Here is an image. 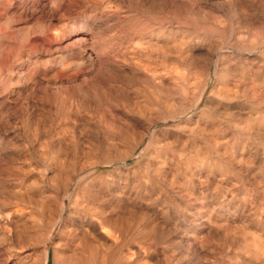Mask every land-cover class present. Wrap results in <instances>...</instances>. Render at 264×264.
Segmentation results:
<instances>
[{
    "label": "rangeland",
    "instance_id": "1",
    "mask_svg": "<svg viewBox=\"0 0 264 264\" xmlns=\"http://www.w3.org/2000/svg\"><path fill=\"white\" fill-rule=\"evenodd\" d=\"M9 2L3 5V13L0 10L3 16L0 15V22L7 21L8 32L13 38L10 37L11 39L7 41L9 46L12 45V50L10 47L0 55L2 61H7L3 64L2 86H0L2 93L0 98L5 100V104L7 103V105L4 103L0 105V118L2 119L0 139L9 143L7 149L11 148L2 153L5 155L2 159L5 160L7 156L8 158L5 161L0 158V169L8 173H10L9 169L14 172L29 171L35 174L45 171L44 180L40 182L41 184L39 183L43 188L47 186L46 184L52 183V177L60 169L61 157L65 153L77 161H83L89 157L88 162L92 165H99L101 159L99 152L95 150L99 151L107 147L109 143L122 150L123 143L116 134L117 128L124 124L126 119L131 118L133 114L131 107L134 102L138 103L139 100L147 97L146 92L150 94L148 99H151L153 95L161 94L156 96L158 98L165 96L175 102L181 101L185 109L190 108V111H185L188 114L184 120L195 119L198 116L206 120L205 116H202V112L206 111L204 109H207L204 105L211 106V108L214 105L219 84L223 78L222 72L224 71L223 74L226 72L225 64L233 66L232 62H235L234 66L244 67L246 88L248 87L246 90L248 92L249 89L248 94H252L251 87L257 90V102L252 95L248 98L250 95L247 92L246 99L243 98L240 92L238 97L241 99H235L236 101L232 102L228 110L219 109L220 112L223 111L222 113L233 117L223 115V118H220L221 131L219 130L218 133H210L214 132L213 130L206 131L207 133L204 132L200 136L188 134V130L176 133L182 142L181 146H178V149L182 151L175 160L179 166V172L173 170L175 166L172 164L169 166L170 170H166L167 173L154 176L155 182L149 185L150 187L143 182L140 185L136 184L134 191L128 195L127 193L117 194V187L114 186L116 174L109 173L115 171V166L102 167L98 172L107 174L106 177L96 179L91 183V191L95 196L89 206L99 207L103 212L107 211L106 215L119 216V222L123 221L122 223L130 226V231L127 233L116 234L115 242L122 245L120 249L124 252L128 251V256H133L132 259L138 264H213L214 262V264L216 262L217 264H264V252L262 254L257 245L262 242L261 239L263 242L260 244L264 243V125L262 124L264 123V105L261 103L264 102V93H262L264 92V0H10ZM82 37L89 44L99 45H92L93 51L90 46H87L91 57H96L95 65L89 66L81 63L84 58L82 53L84 46L78 39ZM239 45L241 47H238ZM243 45L245 48L242 47ZM238 51L242 55L238 56L240 59L237 61ZM5 53L8 56L3 59ZM222 57L226 59L220 60ZM251 63L253 66L248 65ZM100 64L106 66L103 67ZM256 66L260 68V72H256L258 69ZM251 67L254 69L252 70ZM32 69H35L33 71L35 73L31 72ZM28 72L29 75L32 74L31 77ZM7 82H10L9 87ZM256 83L263 85L259 84L258 87ZM157 84L161 86L157 87ZM5 88L6 90L8 88L7 92ZM155 90H157L156 93L153 92ZM180 92L181 95H179ZM200 92L203 94L202 104L194 109L192 108L194 100L201 94ZM30 97L35 103L31 102ZM243 110L247 111L246 114ZM226 111L229 113L227 114ZM239 116L242 118L240 119ZM44 117L46 120L43 119ZM6 120L10 121L6 122ZM34 120H38L36 124L39 125V133L33 131L31 127ZM239 120H246L252 126L246 124L248 126L244 130V126L236 124L238 126L236 128L237 126L232 123H237V121L239 123ZM39 121L44 122L51 130L48 126L43 129L44 127L41 126L44 125ZM110 124L111 127H109ZM241 128L243 129L240 130ZM225 139L226 142H224ZM183 144L185 148H182ZM139 151L140 148L136 153ZM148 158L147 155L140 159L131 157L121 170L132 169L138 163L139 168L136 167L133 175L135 178L143 176L146 173H144L146 171L144 165ZM206 158L213 162L212 168L205 165L207 164ZM115 160L113 159L114 162L118 161L117 158ZM148 174L153 175L152 171ZM190 185L193 187L190 188ZM178 189L182 192L176 191ZM182 193H186V196L190 194V196L186 197ZM157 194L160 197L159 200H152L146 204L148 196L153 199L158 196ZM205 206L208 207L205 208ZM108 210L111 211L108 212ZM188 211L191 212L188 213ZM158 217L161 219L159 220ZM150 220H153V223ZM152 226L155 230H152ZM142 228L145 230L143 233L140 232ZM167 230L169 232L166 233ZM160 234L163 236L161 237ZM101 235L102 237L104 235L103 238L101 237L103 240L106 239L107 244L105 241L102 243L106 244L104 247L108 250L109 237L105 234ZM57 245L56 248L51 247L49 250L47 264H69L62 256L59 257L62 248L59 245L62 243ZM184 246L185 248H181ZM17 250L23 252L22 249ZM255 251L259 253L256 254ZM253 252L255 255L252 254ZM258 255L262 256L261 259Z\"/></svg>",
    "mask_w": 264,
    "mask_h": 264
},
{
    "label": "bare ground",
    "instance_id": "2",
    "mask_svg": "<svg viewBox=\"0 0 264 264\" xmlns=\"http://www.w3.org/2000/svg\"><path fill=\"white\" fill-rule=\"evenodd\" d=\"M10 1V0H9ZM6 0H0V10L4 9L3 5H5L6 2H9ZM10 3V2H9ZM6 11V10H5ZM3 13V12H2ZM5 13V12H4ZM1 15V14H0ZM2 16V15H1ZM6 16V15H5ZM3 17V16H2ZM9 18V17H8ZM18 18V17H17ZM6 19V18H5ZM10 19V18H9ZM16 19V18H15ZM19 19V18H18ZM21 19V18H20ZM2 20V19H1ZM14 20V18H13ZM11 21V19H10ZM17 21V20H16ZM9 23V22H8ZM12 23V22H11ZM11 26V25H10ZM10 28V27H9ZM17 28V27H16ZM14 29V28H13ZM20 29V28H19ZM47 30V29H46ZM14 31V30H13ZM50 31V30H48ZM8 32V26H7V21L5 22H0V55H2L5 51L9 50V48L12 45H8V39H11L12 37ZM11 37V38H10ZM242 37V35H241ZM13 39V38H12ZM20 39V38H18ZM15 40V38H14ZM239 40V38H238ZM241 40V39H240ZM11 41V40H10ZM16 41V40H15ZM79 42H82V53H83V60L81 61L82 64H87L89 66L95 65V58H92L90 53H88V47L90 46L91 51H93L94 47L93 46H99L98 44L93 45L89 44L86 39L79 38ZM236 41V40H235ZM238 43L240 41H237ZM93 43V42H92ZM32 44V43H31ZM231 44V43H230ZM18 45V44H17ZM93 45V46H92ZM233 45V43H232ZM237 46V43L235 44ZM242 45V44H241ZM250 45V44H249ZM14 46V45H13ZM229 46V45H228ZM253 46V45H252ZM259 46V45H258ZM238 47H241L240 45ZM237 47V48H238ZM243 48L244 45L242 46ZM96 48V47H95ZM225 48V47H224ZM223 48V49H224ZM227 48V47H226ZM255 48V47H254ZM221 49V48H220ZM228 49V48H227ZM250 49V48H248ZM12 50V47H11ZM103 50V49H102ZM229 50V49H228ZM241 50V49H240ZM256 51L255 49H253ZM81 52V49L79 50ZM99 51V50H97ZM217 51V50H216ZM235 51V50H234ZM247 51V50H246ZM244 51V52H246ZM10 52V51H9ZM17 52V51H16ZM102 52V51H100ZM99 52V53H100ZM249 52V51H248ZM251 52V49H250ZM249 52V53H250ZM105 53V52H104ZM103 53V54H104ZM221 53V52H220ZM235 53V52H234ZM258 53V52H257ZM98 54V53H97ZM101 54V53H100ZM232 54V53H231ZM237 61L240 59L242 54L240 51L237 53ZM221 55V54H220ZM230 55V54H229ZM233 55V54H232ZM6 56L8 54L5 53V57L3 59H6ZM102 56V55H101ZM217 56V55H216ZM223 56V55H222ZM1 57V56H0ZM99 57V56H98ZM220 57V56H219ZM244 57V56H243ZM252 57V56H251ZM81 58V57H80ZM218 58V57H217ZM216 58V60H217ZM231 58V57H230ZM229 58V59H230ZM246 58V57H245ZM219 59V58H218ZM226 59L225 58H221ZM242 59V58H241ZM10 60V59H9ZM249 60V59H248ZM4 61V60H3ZM2 59L0 58V86H2V71L4 70L3 64L7 62L6 60L3 63ZM219 61V60H217ZM231 61V60H230ZM235 61V60H234ZM241 61V60H240ZM239 61V62H240ZM254 61V60H252ZM98 62V61H97ZM217 63L216 61H214ZM220 62V61H219ZM225 61H223L224 63ZM245 62V61H243ZM99 63V62H98ZM102 63V62H101ZM222 63V62H221ZM220 63V65H221ZM235 64V62H232ZM246 63V62H245ZM253 63V62H252ZM251 63L248 64L249 66H253ZM80 64V63H79ZM228 64V63H227ZM230 64V63H229ZM232 66L231 65H226V72L223 74V69L222 71V76L220 81V87L218 88L219 90L217 91V95L215 97V103L214 105L208 108L207 105H204V109L206 111L202 112V116H205L206 120H203L202 117L198 116L195 119L189 118L187 120H184L185 116H187L186 110L190 111L189 109H185L182 106V103L180 102H175L174 100H170L168 98L163 97H157L156 95H161V94H156L155 96L151 97V99H148L150 94L146 92L147 97H142V100H139L138 103L133 104V108L131 111L133 112L131 118L126 119V122L119 126L117 128V135L119 140L123 143V149L120 150L119 147L115 146L114 144H110L97 151V153L100 156L101 162L99 165H92L90 162H88V158L83 159V161H77L73 157H69L66 153L62 155V161H61V166L58 172L52 177V183L51 184H46L47 186L41 187L40 184L44 180V172L43 173H33V172H14L13 170L9 169L10 173L6 172L5 170L0 169V264H47L48 261V256H49V250L51 247L58 246L59 245L62 248L60 249V258L61 256L63 259L68 262L69 264L74 263V264H138L136 260H133L132 257L128 256V251H123L120 248H122V245H118L115 242V236L116 234L130 231V226L127 223H122L119 222L118 217H114L112 215H106L103 210H100L98 208H91L89 203L93 200L94 198V193H92L91 188L92 185L91 183L96 180V179H101L103 178L106 174L102 172H98L99 169L102 167H106L109 165L115 166L114 172H109L112 174H116V183L115 187L117 194H128L130 195L131 192L134 191V188L136 187V184H141L142 182L145 183L146 185H152L155 181L154 176H158L164 173H167L166 170L169 169V166L172 164L175 166L173 170L175 169V172H179V166L178 164L175 163L176 156H178L179 152L182 151L180 148L178 149V146L182 142L180 141V136L176 133L179 131L185 130L188 134L191 135H199L203 134L204 132L207 133L206 131L213 130L214 132L210 133H218L221 125L219 122L221 121V117H227L229 112L226 111V114L222 113L219 111L220 108L223 110H228L232 106V102L236 101L237 98L238 100L241 99L238 97V94H243V98L246 99V77H245V70L242 65H238L237 62L236 64L238 66ZM256 64V62H254ZM7 65V64H6ZM101 65V64H100ZM103 65V64H102ZM101 65V66H102ZM218 65V64H215ZM214 65V66H215ZM218 65L219 67H221ZM263 65V64H262ZM106 65H103L105 67ZM87 67V66H86ZM102 67V68H103ZM257 67V66H256ZM264 67V66H263ZM246 68V67H245ZM252 68V67H251ZM258 68V67H257ZM8 69V68H7ZM217 69V68H216ZM249 69V68H248ZM254 68H252L253 70ZM258 68L256 72H260ZM262 69V68H261ZM264 69V68H263ZM35 69H32L31 72H33ZM251 70V71H252ZM12 71V70H11ZM250 71V70H249ZM215 72V71H214ZM255 72V70H254ZM255 72V73H256ZM13 73V72H12ZM35 73V72H33ZM262 73V72H261ZM8 74V73H7ZM210 74V73H209ZM216 74V72H215ZM221 74V73H218ZM248 74V73H247ZM29 75V72H28ZM32 75V74H30ZM29 75V76H30ZM214 75V73H213ZM140 76V75H139ZM150 76V75H149ZM205 76V75H204ZM216 76V75H214ZM218 76V75H217ZM221 76V75H220ZM250 76V75H249ZM256 76V75H255ZM5 77V76H4ZM11 77V76H10ZM31 77V76H30ZM34 77V75H33ZM32 77V78H33ZM148 77V76H147ZM7 78V76H6ZM5 78V79H6ZM12 78V77H11ZM10 78V79H11ZM141 78V77H140ZM139 78V79H140ZM144 78V76H143ZM142 78V79H143ZM153 78V77H152ZM208 78V77H207ZM206 78V79H207ZM9 79V78H8ZM29 79V78H28ZM134 79V78H133ZM137 80V78H135ZM138 79V80H139ZM248 79V78H247ZM250 79V78H249ZM7 80V79H6ZM31 80V79H30ZM34 80V79H33ZM155 80V79H154ZM217 80V79H216ZM140 81V80H139ZM142 81V80H141ZM149 81V80H148ZM152 81V80H151ZM206 81V80H205ZM249 81V80H248ZM260 81V80H259ZM144 82V79H143ZM147 82V80H145ZM181 82V81H180ZM179 82V83H180ZM10 83V82H9ZM7 82V85L9 84ZM154 84L156 82H153ZM159 83V82H158ZM184 83V82H183ZM217 83V82H216ZM263 83V82H262ZM262 83H256V85L259 84L263 85ZM6 85V81L4 82ZM3 84V85H4ZM182 84V83H181ZM11 85V84H10ZM180 85V84H179ZM183 85V84H182ZM249 85V83H248ZM255 85V84H254ZM161 86L157 84V87ZM5 87V86H4ZM7 87V86H6ZM9 87V85H8ZM164 87V86H163ZM180 87V86H179ZM178 87V88H179ZM251 87V86H250ZM257 87V89H258ZM2 88V87H1ZM185 88V87H184ZM206 88V87H205ZM251 93L248 94L249 89L247 94L250 95L248 96L253 98H256L257 102V90L254 87H251ZM261 89V88H260ZM3 90V89H2ZM6 90V88H5ZM8 90V88H7ZM6 90V92H7ZM165 90V89H164ZM259 90V89H258ZM262 90V89H261ZM152 91V90H151ZM157 90L153 91L156 93ZM163 91V90H162ZM182 91V87H181ZM214 91V90H213ZM4 92V91H3ZM164 92V91H163ZM185 93V91H183ZM204 92V91H203ZM260 92V90H259ZM5 93V92H4ZM104 93V92H103ZM134 93V92H133ZM142 93V92H141ZM158 93V92H157ZM160 93V92H159ZM165 93V92H164ZM197 93V92H196ZM201 93V92H200ZM214 93V92H212ZM264 93V92H262ZM262 93H260L262 95ZM2 93L0 92V95ZM9 94V93H8ZM106 94V93H105ZM145 94V93H144ZM30 95V94H29ZM110 95V94H109ZM165 95V94H164ZM169 95V94H168ZM167 95V96H168ZM181 95V92L179 93ZM2 96V95H1ZM4 96V95H3ZM8 96V95H7ZM6 96V97H7ZM126 96V95H125ZM143 96V95H142ZM186 96V95H185ZM196 96V95H195ZM210 96V95H209ZM263 96V95H262ZM117 97V96H116ZM137 97V96H136ZM169 97V96H168ZM31 98V97H30ZM120 98V97H119ZM140 98V96L138 97ZM196 97H194L195 99ZM242 98V99H243ZM252 98V100H254ZM261 98V97H259ZM264 98V97H263ZM1 99V98H0ZM6 99V98H5ZM236 99V100H235ZM31 102L34 100L31 98ZM33 100V101H32ZM203 100V94H199L194 100V105L192 108L196 109L199 108L202 104ZM212 100V99H211ZM248 100V99H247ZM244 100V101H247ZM250 100V99H249ZM261 100V99H260ZM263 100V99H262ZM134 101V100H133ZM187 101V100H186ZM264 101V100H263ZM61 102V101H60ZM185 102V101H184ZM210 102V101H209ZM5 104V100L2 98L0 101L1 104ZM35 103V102H33ZM245 103V102H244ZM253 103V102H251ZM264 105V102H261ZM255 104V103H254ZM7 105V103L5 104ZM65 105V104H64ZM131 106V104H129ZM186 105V104H185ZM238 105V104H237ZM262 105V104H261ZM260 105V106H261ZM33 106V105H31ZM35 106H38L35 104ZM34 106V107H35ZM252 106V105H251ZM7 107V106H6ZM33 107V108H34ZM65 107V106H64ZM188 107V106H187ZM241 107V106H240ZM248 107V106H247ZM1 108H3L1 106ZM32 108V107H31ZM38 108V107H36ZM126 108V107H125ZM242 108V107H241ZM62 109V108H61ZM64 109V108H63ZM240 109V108H239ZM263 109V108H262ZM30 110V109H29ZM127 110V109H126ZM238 110V109H237ZM247 110V109H246ZM261 110V109H260ZM28 111V108H27ZM31 111V110H30ZM130 111V110H129ZM130 111V112H131ZM240 111V110H239ZM244 111V110H243ZM6 112V111H5ZM33 112V111H32ZM31 112V113H32ZM36 112V110H35ZM41 112V111H40ZM225 112V111H224ZM247 111H244L246 114ZM253 112V111H252ZM255 112V111H254ZM262 112V111H261ZM260 112V113H261ZM4 113V111L2 112ZM243 113V112H242ZM33 114V113H32ZM36 114V113H35ZM43 115V113L41 112ZM235 114V113H233ZM259 113H257L258 115ZM28 115V114H27ZM239 115V114H238ZM244 115V114H243ZM40 116V115H39ZM233 117L232 115H229ZM242 116V114H241ZM252 116V115H251ZM2 117V116H1ZM28 117V116H27ZM46 117V116H45ZM43 118L46 120V118ZM243 117V116H242ZM242 117L239 116L241 119ZM257 117V116H256ZM262 117V115H261ZM112 118V117H109ZM247 118V116L245 117ZM253 118V117H252ZM260 118V116H259ZM264 118V117H263ZM4 119V118H3ZM34 119V118H33ZM225 119V118H224ZM233 119V118H232ZM244 119V118H243ZM261 119V118H260ZM258 119V120H260ZM65 120V119H64ZM238 120V118H237ZM263 120V119H262ZM261 120V121H262ZM2 119L0 118V122ZM10 121V120H6ZM38 120H34L32 122L33 131L38 132ZM105 121V120H104ZM108 121V119L106 120ZM225 121V120H224ZM228 121V120H227ZM226 121V122H227ZM232 121V120H231ZM230 121V123H231ZM248 121V120H247ZM260 121V124H261ZM4 122V121H3ZM28 122V121H27ZM31 122V121H30ZM46 122V121H45ZM226 122H223V124ZM29 123V122H28ZM28 123L26 125H28ZM39 123H42L39 121ZM44 123V122H43ZM41 126L43 129H45V123ZM106 123V122H105ZM108 123V122H107ZM111 123V122H109ZM115 123V122H114ZM113 123V124H114ZM3 124V123H2ZM1 124V125H2ZM6 124V123H5ZM116 124V123H115ZM233 125L240 124L241 127L244 126V130H246L248 125H251L250 122H246V120H239V123H232ZM248 124V125H246ZM264 125V123H262ZM4 125V124H3ZM112 125L110 124L109 127ZM237 126V125H236ZM235 126V127H236ZM252 126V125H251ZM51 127V126H50ZM223 127V126H222ZM260 127V126H259ZM262 127V126H261ZM40 128V127H39ZM49 128V126H48ZM238 128V126L236 127ZM241 128L240 130H242ZM263 128V127H262ZM47 129V128H46ZM50 129V128H49ZM54 129V128H53ZM112 129V128H111ZM227 129V128H226ZM253 129V128H252ZM31 130V129H30ZM42 130V129H40ZM51 130V129H50ZM65 130V129H64ZM115 130V129H114ZM32 131V132H33ZM46 130H44L45 132ZM54 131V130H53ZM221 131V130H220ZM226 131V130H225ZM252 131V130H251ZM42 132V131H41ZM40 132V133H41ZM232 132V131H231ZM247 132V131H246ZM39 133V132H38ZM43 133V132H42ZM49 134V132H47ZM46 133V134H47ZM54 133V132H53ZM110 133V132H108ZM114 133V134H115ZM208 132V134H210ZM233 133V132H232ZM32 134V133H31ZM187 134V133H185ZM187 134V135H188ZM221 134V133H220ZM242 134V133H241ZM35 135V134H34ZM33 135V136H34ZM39 135V134H38ZM41 135V134H40ZM44 135V133H43ZM51 135V134H50ZM183 135V133H182ZM211 135V134H210ZM42 136V135H41ZM45 136V135H44ZM205 137V135H203ZM220 136V135H219ZM35 137V136H34ZM34 137H32L34 139ZM190 137V136H189ZM218 137V136H217ZM224 137V136H223ZM240 137V136H239ZM113 138V137H112ZM186 138V137H184ZM206 138V137H205ZM204 138V139H205ZM210 138V136H209ZM208 138V139H209ZM248 138V137H247ZM188 139V138H187ZM196 139V138H195ZM202 139V138H201ZM212 139V138H211ZM217 139V138H216ZM222 139V138H221ZM224 139V138H223ZM227 139V138H226ZM226 139L224 142H226ZM8 140V139H7ZM28 140V139H27ZM110 140V139H109ZM113 140V139H111ZM117 140V139H116ZM185 140V139H184ZM193 140V139H192ZM207 140V139H206ZM213 140V139H212ZM219 140V139H218ZM34 141V140H33ZM187 141V140H185ZM204 141V140H203ZM211 144L210 139L208 140ZM215 141V139H214ZM213 141V142H214ZM217 141V140H216ZM228 141V140H227ZM105 142V143H106ZM118 142V141H117ZM121 142H119L121 144ZM201 142V141H199ZM191 143V142H190ZM189 143V144H190ZM193 143V142H192ZM197 143V142H196ZM216 145L218 144L217 142H214ZM212 144V146L214 145ZM239 143V142H238ZM237 143V144H238ZM7 143L5 140L0 139V158L2 159L3 156L2 153H5V151L9 150L7 149ZM33 144V143H32ZM119 144V145H120ZM186 144V143H185ZM185 144H183L182 148H185ZM207 144V143H206ZM232 144V143H231ZM234 144V143H233ZM232 144V145H233ZM236 144V145H237ZM244 144V143H243ZM188 145V144H187ZM194 145V144H193ZM203 145V144H202ZM215 145V146H216ZM245 145V144H244ZM15 146V145H14ZM13 146V147H14ZM31 146V144H30ZM121 146V145H120ZM181 146V145H180ZM191 146V145H190ZM208 147V145H206ZM219 146V144L217 145ZM231 146V145H229ZM20 147V146H19ZM195 147V145H194ZM193 147V148H194ZM225 147V145H224ZM243 147V145H242ZM246 147V146H245ZM244 147V148H245ZM94 148V147H93ZM140 148V151L136 153L137 149ZM191 148V147H190ZM212 148V147H210ZM217 148V147H216ZM212 148V149H216ZM15 149V148H14ZM188 149V148H186ZM221 149V148H220ZM242 149V148H241ZM12 150V149H11ZM192 150V149H191ZM208 150V149H207ZM225 150V149H224ZM230 150V149H229ZM17 151V150H16ZM187 151V150H186ZM185 151V152H186ZM190 151V149H189ZM243 151V150H242ZM62 152V151H61ZM90 152V151H89ZM200 152V151H199ZM205 154V151H203ZM210 152V151H209ZM217 152V151H216ZM223 152V151H222ZM230 152V151H229ZM245 152V151H244ZM8 153V152H7ZM14 153V152H13ZM71 153V152H70ZM92 153V152H91ZM96 153V152H95ZM194 153H196L194 151ZM212 153V152H211ZM228 153V152H226ZM225 153V154H226ZM72 154V153H71ZM210 154V153H208ZM233 154V153H232ZM13 155V154H12ZM75 155V154H74ZM144 155L149 156L148 161L144 165V173L145 175L143 176H138V178L134 177L133 172L139 164L137 163L136 167H133L132 169H124L121 170L122 166L127 163V160L131 157L138 158L140 159ZM191 155V154H189ZM207 155V154H205ZM214 155V154H213ZM216 155V154H215ZM229 155V154H227ZM73 156V155H72ZM88 156V155H87ZM187 156V155H186ZM194 156V154H193ZM191 156V157H193ZM209 157V155H207ZM233 156V155H232ZM235 156V155H234ZM21 157V156H20ZM76 157V156H75ZM81 157V156H80ZM195 157V156H194ZM197 157V154H196ZM205 157V156H204ZM213 157V156H212ZM5 158V157H4ZM8 158V156H7ZM6 158V159H7ZM115 158L118 159L117 162H114L113 159ZM183 158V157H182ZM203 158V157H202ZM5 159V160H6ZM79 159V158H78ZM178 159V158H177ZM180 159V158H179ZM186 159V158H185ZM184 159V160H185ZM207 159V164L208 167H211L213 162ZM214 159V158H213ZM220 159V158H219ZM4 160V159H2ZM4 160V161H5ZM21 160V159H20ZM56 160V159H55ZM204 160V159H203ZM217 160V159H216ZM225 160V159H224ZM10 161V160H9ZM90 161V160H89ZM116 161V160H115ZM187 161V160H186ZM202 161V159H200ZM238 161V160H237ZM239 161H241L239 157ZM3 162V161H1ZM98 162V160L96 161ZM178 162V161H177ZM191 162V160L189 161ZM188 162V163H189ZM234 162V161H233ZM16 163V162H15ZM93 163V162H92ZM193 163V162H192ZM203 163V161H202ZM8 164V163H7ZM136 164V163H135ZM185 164V163H184ZM187 164V163H186ZM18 165V164H17ZM16 165V167H17ZM188 165V164H187ZM195 165V164H194ZM198 165V164H197ZM216 165V164H215ZM7 166V165H6ZM5 166V168H6ZM121 166V167H120ZM227 166V165H226ZM15 167V166H14ZM132 167V166H131ZM182 167V166H180ZM185 167V166H183ZM200 167V166H199ZM20 168V167H18ZM171 168V167H170ZM188 168V167H187ZM212 168V167H211ZM16 169V168H15ZM184 169V168H183ZM8 170V169H7ZM170 170V169H169ZM189 170V169H188ZM192 170V168H191ZM210 170V169H209ZM14 173H13V172ZM48 171V170H47ZM138 171V169H137ZM149 171H152V174H148ZM187 171V170H186ZM201 171V170H200ZM12 172V173H11ZM39 172V171H38ZM42 172V171H41ZM194 172V171H193ZM209 172V171H208ZM199 173V172H198ZM195 175V174H194ZM51 176V175H50ZM108 176V175H107ZM110 176V175H109ZM193 176V174H192ZM106 177V176H105ZM200 177V176H199ZM197 177V178H199ZM110 178V177H109ZM194 178V176H193ZM206 178V177H205ZM203 178V180L205 179ZM47 179V177H46ZM174 180V179H173ZM192 181V180H191ZM208 181V179H207ZM41 182V183H40ZM48 182V183H49ZM55 182V184L53 183ZM40 183V184H39ZM46 183V182H45ZM44 183V184H45ZM100 183V182H99ZM106 183V182H105ZM203 183V181H202ZM207 184V183H206ZM43 185V184H42ZM104 185V184H102ZM107 185V184H106ZM100 186V185H98ZM149 186V187H150ZM189 186V185H188ZM198 186V184H197ZM94 187V186H93ZM140 187V186H138ZM193 187V185H192ZM190 185V188H192ZM102 188V186H101ZM179 188V187H178ZM189 188V189H190ZM161 189V188H159ZM182 189V188H180ZM176 190L178 192H182V190ZM199 189V188H198ZM205 189V188H204ZM95 190V188H94ZM113 190V189H112ZM115 190V189H114ZM149 190V189H148ZM147 190V191H148ZM155 190V188H154ZM186 190V189H185ZM188 190V189H187ZM194 190V189H193ZM202 190V189H200ZM97 191V190H96ZM143 191V190H142ZM105 192V191H104ZM138 192V191H137ZM136 192V193H137ZM187 192V191H186ZM190 192V191H189ZM192 192V191H191ZM202 192V191H201ZM206 192V191H205ZM99 193V192H98ZM115 194L114 192H112ZM143 193V192H142ZM149 193V192H148ZM176 193V192H175ZM193 193V192H192ZM200 193V191L198 192ZM196 193V194H198ZM227 193V192H226ZM225 193V195H226ZM96 194V192H95ZM159 194V193H158ZM157 194V195H158ZM179 194V193H178ZM184 194V193H182ZM186 194V193H185ZM184 194V195H185ZM212 194V193H211ZM99 195V194H98ZM101 195V193H100ZM107 195V194H106ZM161 195V194H160ZM181 195V194H180ZM183 195V196H184ZM190 196V194H187V196ZM233 195V194H231ZM230 195V196H231ZM97 196V195H96ZM111 196V195H110ZM121 197L123 195H120ZM179 196V195H178ZM182 196V197H183ZM186 196V195H185ZM186 196V197H187ZM200 196V195H199ZM207 196V195H206ZM234 196V195H233ZM128 197V196H127ZM162 197V196H161ZM194 197V196H192ZM210 197V196H209ZM213 197V196H212ZM223 197V196H222ZM228 197V195H227ZM109 198V197H108ZM159 195L155 198H151L148 196L147 203L151 202L152 200L157 201L159 200ZM190 198V197H189ZM199 198V197H198ZM201 198V197H200ZM208 198V197H207ZM224 198V197H223ZM232 198V196H231ZM98 199V198H97ZM101 199V198H100ZM114 199V198H113ZM169 199V198H168ZM191 199V198H190ZM197 199V197H196ZM242 199V198H241ZM112 202V199H110ZM141 200V199H140ZM195 200V199H194ZM204 200V198H203ZM201 199V201H203ZM101 201V200H100ZM99 201V202H100ZM104 201V200H103ZM106 201V200H105ZM108 201V200H107ZM200 202V200H197V202ZM225 201V200H224ZM227 201V200H226ZM230 201V200H229ZM98 202V201H97ZM159 202V201H158ZM175 202V201H174ZM205 202V201H204ZM207 202V201H206ZM233 202V201H232ZM165 203V202H164ZM173 203V202H172ZM224 203V202H223ZM169 204V203H168ZM178 204V203H177ZM204 204V203H203ZM202 204V205H203ZM236 204V203H235ZM246 204V203H245ZM152 205V204H151ZM190 205V204H189ZM192 205V204H191ZM223 205V204H222ZM241 205V204H240ZM97 206V205H96ZM150 206V205H149ZM170 206V205H169ZM178 206V205H177ZM94 207V206H93ZM102 207V206H100ZM179 207V206H178ZM197 207V206H196ZM202 207V206H201ZM208 207V206H207ZM205 206V208H207ZM237 207V206H235ZM245 207V206H244ZM110 208V207H109ZM150 208V207H149ZM176 208V207H174ZM195 208V207H194ZM214 208V207H213ZM227 208V207H226ZM106 209V208H103ZM180 209V208H179ZM202 209V208H201ZM113 210V209H112ZM171 210V209H170ZM184 210V209H183ZM198 210V209H197ZM111 210H108L110 212ZM165 211V210H164ZM196 211V210H195ZM200 211V210H199ZM205 211V210H204ZM208 211V210H207ZM118 212V211H117ZM131 212V211H130ZM133 212V211H132ZM176 212V211H175ZM191 211H188L190 213ZM193 212V211H192ZM233 212V211H232ZM242 212V210H241ZM115 213V211H114ZM145 213V212H143ZM179 213V212H178ZM187 213V212H186ZM195 213V212H194ZM203 213V212H202ZM153 214V213H152ZM162 214V213H161ZM160 214V215H161ZM172 214V212H171ZM204 214V213H203ZM243 214V213H242ZM130 215V214H129ZM143 215V214H142ZM146 215V214H145ZM157 215V214H156ZM163 215V214H162ZM169 215V214H168ZM209 215V214H208ZM234 215V214H233ZM148 216V214H147ZM150 216V215H149ZM164 216V215H163ZM186 216V215H185ZM202 216V215H201ZM236 216V215H235ZM114 217V218H113ZM138 217V216H137ZM155 217V216H154ZM208 217V216H207ZM206 217V218H207ZM210 217V216H209ZM226 217V216H225ZM122 218V217H121ZM131 218V217H130ZM140 218V217H139ZM146 217L144 216V219ZM185 218V217H184ZM199 218V217H198ZM202 218V217H201ZM211 218V217H210ZM235 218V217H234ZM133 219V218H132ZM135 219V218H134ZM138 219V218H137ZM149 219V218H148ZM159 219V217H158ZM161 219V218H160ZM159 219V220H160ZM136 220V219H135ZM210 220V219H208ZM227 220V219H225ZM127 221V220H126ZM133 222L132 220H130ZM149 221V220H148ZM151 221V220H150ZM156 221V220H155ZM143 222V221H141ZM153 223V220L151 221ZM160 222V221H159ZM158 222V223H159ZM194 221H192L193 223ZM209 222V221H208ZM211 222V220H210ZM226 222V221H224ZM231 222V221H230ZM129 223V222H128ZM140 223V222H139ZM148 223V222H147ZM146 223V224H147ZM151 223V224H152ZM157 223V222H156ZM155 223V225H156ZM157 223V224H158ZM196 223V222H195ZM229 223V222H228ZM235 223V222H234ZM143 224V223H142ZM145 224V225H146ZM231 224V223H230ZM131 225V224H130ZM144 225V226H145ZM154 225V224H153ZM154 225V226H155ZM163 225V224H162ZM226 225H228L226 223ZM236 225V224H235ZM138 226V224H137ZM150 226V225H149ZM161 226V225H160ZM159 226V227H160ZM164 226V225H163ZM198 226V225H197ZM205 226V225H204ZM208 226V225H207ZM234 226V225H233ZM232 226V227H233ZM136 227V226H135ZM148 227V226H147ZM209 227V226H208ZM227 227V226H226ZM229 227V225H228ZM152 230L154 229L153 226L151 227ZM163 228V227H161ZM211 228V227H210ZM133 229V228H132ZM179 229V228H178ZM201 229V228H200ZM229 229V228H227ZM137 230V229H135ZM134 230V231H135ZM150 230V229H149ZM155 230V229H154ZM163 230V229H162ZM170 230V229H169ZM180 230V229H179ZM202 230V229H201ZM213 230V229H211ZM226 230V229H225ZM133 231V232H134ZM138 231V230H137ZM143 228L142 231L140 230L141 233H143ZM148 231V230H147ZM160 231V230H159ZM164 231V230H163ZM153 232V231H152ZM151 232V233H152ZM162 232V231H161ZM169 232L168 230L166 233ZM201 232V231H200ZM137 233V232H136ZM139 233V232H138ZM137 233V234H138ZM147 233V232H146ZM150 233V232H149ZM154 233V232H153ZM157 233V232H156ZM155 233V234H156ZM164 233V234H166ZM101 234H105L107 237H109L110 241V246H108V250L105 249L106 239H102ZM154 234V235H155ZM195 234V233H194ZM203 234V233H202ZM210 234V233H209ZM136 236V234H134ZM149 235V234H148ZM161 235V234H160ZM118 236V235H117ZM158 236V235H157ZM163 234L161 235V237ZM193 236V234H192ZM191 236V237H192ZM197 236V235H196ZM102 237V238H101ZM106 237V238H107ZM150 237V236H149ZM166 238V236H164ZM170 237V236H169ZM181 237V236H180ZM257 237V236H256ZM196 238V237H195ZM194 238V239H195ZM153 239V238H152ZM161 239V238H160ZM159 239V240H160ZM169 239V238H168ZM255 239V238H254ZM253 239V240H254ZM259 239V237H258ZM257 239V240H258ZM61 241V243H57ZM118 240V239H117ZM154 240V239H153ZM156 240V238H155ZM162 240V239H161ZM180 240V239H179ZM188 240V239H187ZM246 241V239H244ZM250 240V239H249ZM256 240V239H255ZM102 241H105V245L102 243ZM150 241V240H149ZM260 241L263 242L261 239ZM123 242V241H122ZM178 243V241H176ZM180 242V241H179ZM195 242L196 239H195ZM248 242V240H247ZM252 242V241H251ZM256 242V241H255ZM259 242V240H258ZM260 242V243H262ZM121 243V242H120ZM182 243V242H181ZM186 243V242H185ZM183 243V244H185ZM198 243V242H197ZM250 243V242H249ZM254 243V242H252ZM260 243H257V245L260 248V251L264 252V246L263 244L261 245ZM125 244V243H124ZM172 244V243H171ZM190 244V243H188ZM244 244H246L244 242ZM256 244V243H254ZM150 245V244H149ZM182 245V244H180ZM187 245V244H186ZM200 245V244H198ZM147 246V245H146ZM197 246V245H196ZM244 246V245H243ZM254 246V245H253ZM107 247V246H106ZM180 247V246H179ZM178 247V249H179ZM193 247V246H192ZM201 247V246H200ZM252 247V246H251ZM255 247H257L255 245ZM54 248V252L57 255V251ZM181 248H185L181 247ZM188 248V247H187ZM186 248V249H187ZM191 248V247H190ZM198 248V247H197ZM254 248V247H252ZM258 248V247H257ZM258 248V249H259ZM17 249H22L23 252H19ZM58 249V248H57ZM256 249V250H258ZM59 250V249H58ZM190 250V249H189ZM198 250V249H197ZM201 250V249H200ZM199 250V251H200ZM191 251V250H190ZM195 251V250H194ZM198 251V252H199ZM246 251V250H245ZM244 251V252H245ZM180 252V251H179ZM243 254L245 255V253ZM256 252V251H255ZM189 253V252H188ZM195 253V252H194ZM259 252L257 251L256 254ZM191 254V253H190ZM199 254V253H198ZM207 254V253H206ZM241 254V255H243ZM255 255V253H252ZM55 255V256H56ZM186 255V254H185ZM201 255V254H200ZM239 255V254H238ZM240 255V256H241ZM252 255V256H253ZM172 256V255H171ZM195 256V254H194ZM251 256V257H252ZM208 257V256H207ZM244 257V256H243ZM259 259H261V255L259 256ZM189 258V257H188ZM196 258V257H195ZM239 258V256H238ZM242 258V256L240 257ZM264 258V255H263ZM178 259V258H177ZM244 259V258H243ZM249 259V258H248ZM199 260V259H198ZM208 260V258H207ZM264 260V259H263ZM243 261V260H242ZM250 261V260H249ZM248 261V262H249ZM246 262V261H244ZM252 262V260H251ZM255 262V261H254ZM253 262V263H254ZM263 262V261H262ZM199 263V262H198ZM213 263V262H212ZM215 263V262H214ZM213 263V264H214ZM224 263V262H223ZM256 263V262H255ZM217 264V262H216ZM252 264V263H251ZM261 264V263H259Z\"/></svg>",
    "mask_w": 264,
    "mask_h": 264
}]
</instances>
